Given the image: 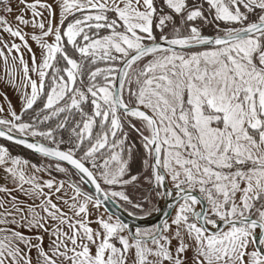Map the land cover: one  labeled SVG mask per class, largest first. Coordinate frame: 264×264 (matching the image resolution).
I'll use <instances>...</instances> for the list:
<instances>
[{
    "label": "snow or ice",
    "instance_id": "6c2138e0",
    "mask_svg": "<svg viewBox=\"0 0 264 264\" xmlns=\"http://www.w3.org/2000/svg\"><path fill=\"white\" fill-rule=\"evenodd\" d=\"M0 67V264H264V0H0Z\"/></svg>",
    "mask_w": 264,
    "mask_h": 264
},
{
    "label": "trees",
    "instance_id": "16d2710c",
    "mask_svg": "<svg viewBox=\"0 0 264 264\" xmlns=\"http://www.w3.org/2000/svg\"><path fill=\"white\" fill-rule=\"evenodd\" d=\"M16 148H17V150H14L15 152H20V153H23L25 155H29V154H27L28 151H26L25 149L18 147V146H16ZM21 150H22V152H21Z\"/></svg>",
    "mask_w": 264,
    "mask_h": 264
},
{
    "label": "flooded vegetation",
    "instance_id": "af4514ba",
    "mask_svg": "<svg viewBox=\"0 0 264 264\" xmlns=\"http://www.w3.org/2000/svg\"><path fill=\"white\" fill-rule=\"evenodd\" d=\"M18 147H20V146H18ZM21 148H22V147H21ZM13 150H17V148H16L15 145H13ZM25 150H26V149H25ZM26 151H28V150H26ZM21 152H22V150H21ZM27 154H29V152H28Z\"/></svg>",
    "mask_w": 264,
    "mask_h": 264
},
{
    "label": "rangeland",
    "instance_id": "374dc122",
    "mask_svg": "<svg viewBox=\"0 0 264 264\" xmlns=\"http://www.w3.org/2000/svg\"><path fill=\"white\" fill-rule=\"evenodd\" d=\"M2 71H3V69H2V67H0V73H2Z\"/></svg>",
    "mask_w": 264,
    "mask_h": 264
}]
</instances>
